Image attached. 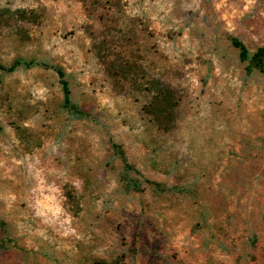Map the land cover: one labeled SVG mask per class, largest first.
I'll return each instance as SVG.
<instances>
[{"label":"rangeland","instance_id":"rangeland-1","mask_svg":"<svg viewBox=\"0 0 264 264\" xmlns=\"http://www.w3.org/2000/svg\"><path fill=\"white\" fill-rule=\"evenodd\" d=\"M39 20L0 21V61L61 65L0 72V218L12 242L0 264H264V73L247 75L230 37L264 43V0H0ZM24 30L27 37L18 34ZM102 55L130 56L178 96L163 132L147 95L114 81ZM39 143L25 148L15 125ZM120 143L144 178L118 180ZM70 188L77 206L65 196ZM1 237V232H0Z\"/></svg>","mask_w":264,"mask_h":264},{"label":"trees","instance_id":"trees-1","mask_svg":"<svg viewBox=\"0 0 264 264\" xmlns=\"http://www.w3.org/2000/svg\"><path fill=\"white\" fill-rule=\"evenodd\" d=\"M19 20L36 22L39 20V14L35 10L26 8H16L14 10L0 8V21L5 25H14ZM18 34L22 37H27L24 30H19ZM230 43L237 49L238 59L245 63V72L247 75L254 71L264 73V43L257 46L253 51L238 37L231 36ZM96 50L106 73L114 81L126 84L132 92L135 91L148 96V100L141 106L142 112L150 118L157 129L163 132H169L174 127L176 118L178 96L175 90L163 84L158 78L149 77L144 66L137 60L131 59L130 56L127 55L110 60L107 58V55H102L100 52L101 46L96 45ZM32 67L50 68L55 71L62 91L61 109L76 118L89 116V113L72 99L70 82L65 69L61 65L52 64L34 57L23 56H16L8 64L0 61V72L4 74L12 73L19 68L29 69ZM14 125L17 136L25 148L30 149L32 147L31 145L39 143L38 138L31 136L24 126L20 124ZM111 148L113 154L122 163L118 180L123 192H142L144 190V183L149 184L157 191H166V188L159 182L149 180L141 175L139 169L128 160L125 150L120 143L112 140ZM65 196L67 201L73 206H77L75 195L70 188L65 189ZM0 232V246L7 249L12 239L8 233L7 223L1 218ZM87 264H125V255L120 254L111 260L97 258Z\"/></svg>","mask_w":264,"mask_h":264}]
</instances>
